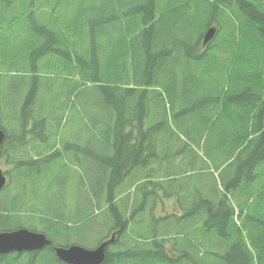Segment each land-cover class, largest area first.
I'll use <instances>...</instances> for the list:
<instances>
[{"label":"trees","instance_id":"trees-1","mask_svg":"<svg viewBox=\"0 0 264 264\" xmlns=\"http://www.w3.org/2000/svg\"><path fill=\"white\" fill-rule=\"evenodd\" d=\"M163 2L178 24L183 11L177 5L185 0ZM235 5L238 10L228 12L230 4L210 0L199 15L217 22L220 36H227L222 46L236 45V70L262 71L255 74L262 80L249 88L257 81L245 74L236 83L241 94L221 87V101H207L206 92L186 89L198 66L187 56L190 48L183 60L164 50L170 39L172 48L184 46L183 28L178 25L175 37L167 27L142 56L160 69L176 61L169 94L182 68L183 105L175 112V100L157 90V76L139 78L126 61L159 21L155 0H0V127L6 135L0 158L14 165L11 185L0 191V232L26 228L62 237L61 246L88 248L90 236L96 245L114 237L104 264H215V245L223 241L225 264H264V187L252 189L264 181V67L255 62L264 60V0ZM197 8L188 23L197 21ZM186 31L189 39L194 30ZM20 32L27 37L20 39ZM113 43L116 53L108 60ZM85 92L94 93L91 112L88 96L79 97ZM185 103L192 125L179 118ZM198 151L215 162L214 170L227 164L218 178L210 169L196 171ZM236 189L237 217L228 199ZM170 199L182 215L157 217L158 204ZM102 220L101 232L92 231ZM53 246L0 256V264H64Z\"/></svg>","mask_w":264,"mask_h":264},{"label":"rangeland","instance_id":"rangeland-1","mask_svg":"<svg viewBox=\"0 0 264 264\" xmlns=\"http://www.w3.org/2000/svg\"><path fill=\"white\" fill-rule=\"evenodd\" d=\"M158 1L160 2V1H175V0H158ZM209 1L210 0H198V8L196 9L198 11V19L195 23H187L182 30L183 32H184V29L186 27H191L192 30H194V34L196 37L199 36L201 33H203V31L206 28L209 16H208V14L204 15L203 11L199 15V10L202 9L204 7L205 3L209 2ZM67 17H70V15ZM157 17H158L159 21L154 25V29L151 32V36L150 35H143L140 38H138L136 45H135V50L131 52L130 56H126V61H127L128 67L130 69H136V65H137L138 71L143 73V74H147L148 72H150L152 70V64H150V65L146 64L147 58H144L142 56V49L144 47L149 46L153 42L154 39H157V37L161 35L160 33H165L166 31H168L167 27L173 28L174 35L178 31L177 20L175 19V17L170 15L169 13H165V10L162 9L161 6H159V8H158ZM183 18L187 19V16H184ZM165 22H167L169 24H166ZM14 27H17V25H15ZM16 36H18L20 39H25L27 37V35L25 33H21V32L18 35L16 33ZM175 37H176V35H175ZM176 39H178V38H176ZM116 49H117V47L114 45V43L112 45H110V50L108 53V60L111 57V55L114 54V52L116 53ZM151 51H155V49H151ZM0 52H1V50H0ZM211 55H212V50L210 49L208 51L207 55H205L204 58L201 59L203 65H209V66H201L200 68L202 70L205 67L218 66V59H216V58L210 59ZM174 62H176V61L173 59H172V61H171V59L168 60V63L170 65L159 69L158 71H160V72L158 74H156V76L159 79V84L157 85V90H159V91L164 90V91L168 92L166 94L168 95L170 101L173 99L175 100V110L174 111L177 112L180 110L179 105L180 104L183 105L181 96L183 94L182 89H184V88L182 87V84H183L182 68H180L176 71L177 87L175 88V90L173 91L172 94H169L168 88L172 86V85H170V82H171L170 73H171V70L173 67L172 64ZM208 73H210V72H206V75ZM211 75L213 77L212 81L210 79H206V81H205L206 85L208 86V91H210L211 87L214 86L212 82H215V81L218 82L219 77L221 76V75H218L217 77H215L212 73H211ZM87 96H88L87 105L90 107L89 109L91 112V109L93 107L94 93L91 92L88 95L85 92L79 97L83 99V98H86ZM177 97H179V100H177ZM81 103H82V101H81ZM179 118L182 119L181 113H180ZM192 118H193V113L188 112L186 115V121L190 125L193 124ZM221 132L222 131L220 129L215 130L214 136L215 137L221 136V134H222ZM198 153H199L200 158H199V160L195 161V163H197V162L199 163L198 168L196 169L197 172L205 171V170L214 168V166H215L214 161L208 160L203 151H198ZM0 170H2L3 172H7L10 170V168L7 167V165L5 164L4 160H0ZM73 182H75V181L71 180V183H73ZM263 186H264V181L262 178H259L256 181V183L253 185V188L260 190V189H262ZM218 192H219L218 194H221V195L225 194V191L223 189L219 190ZM12 194L15 195L16 192H14ZM172 202L173 201H166L164 205L158 204V206L156 207V210H155V215L157 217H161V216L165 217L168 214L173 213L174 212V210H173L174 206L171 204ZM105 218H106V216L103 215V219H105ZM90 226H91V224H90ZM104 226H105V220H102V222L99 226H97L96 224H93L92 231L101 232V229H103ZM90 237H89V241H90L91 245H89V241H88V246L89 247L95 246L97 244V237L96 236H90ZM53 240L56 244L61 245L60 242L63 240V238L62 237L53 238Z\"/></svg>","mask_w":264,"mask_h":264},{"label":"water","instance_id":"water-1","mask_svg":"<svg viewBox=\"0 0 264 264\" xmlns=\"http://www.w3.org/2000/svg\"><path fill=\"white\" fill-rule=\"evenodd\" d=\"M214 34L210 31L206 36L208 42ZM5 135L0 129V145L4 142ZM6 184L5 177L0 173V189ZM109 242L103 243L94 250H88L78 245L70 247H57L56 256L66 264H103L105 260V248ZM51 245V241L42 233H36L27 229H19L13 232H0V256L13 253L35 252Z\"/></svg>","mask_w":264,"mask_h":264},{"label":"flooded vegetation","instance_id":"flooded-vegetation-1","mask_svg":"<svg viewBox=\"0 0 264 264\" xmlns=\"http://www.w3.org/2000/svg\"><path fill=\"white\" fill-rule=\"evenodd\" d=\"M211 26L207 27L206 31L210 28ZM206 31L204 33L201 34V36H199L198 38H193L191 40H188L186 41V43L184 44V50H188V52L192 51L190 54H188L187 56L193 60V61H196L202 57H204L205 55H207L208 51L211 49L212 50V54H217L216 53V46L219 48V45H221V43L225 40V36L220 38L219 41L216 43L215 40L217 39L218 35L214 38L213 42L204 47L203 46V39H204V36L206 34ZM188 34H191L190 32H187ZM194 43L192 47L191 46V43ZM248 42H251L249 40H245V43H248ZM221 47V46H220ZM189 108H187V112H189ZM8 179L11 180L10 176H8ZM229 248V246H227L225 243H222V244H218L216 247H215V252L218 254V258H217V263L218 264H225V262L223 261V259H225L226 257L224 256H221L220 253L223 249L227 250ZM240 250H242L241 248H239ZM238 248H232V251H237Z\"/></svg>","mask_w":264,"mask_h":264},{"label":"bare ground","instance_id":"bare-ground-1","mask_svg":"<svg viewBox=\"0 0 264 264\" xmlns=\"http://www.w3.org/2000/svg\"><path fill=\"white\" fill-rule=\"evenodd\" d=\"M108 87V86H107ZM125 141V140H124ZM127 141V140H126ZM124 145V144H123ZM149 145V144H148ZM124 150V149H123ZM144 151V150H143ZM122 152V151H121ZM135 152V151H134ZM132 155V154H130ZM135 155V154H134ZM123 156V155H122ZM126 156V155H125ZM131 160V159H130ZM127 161V160H126ZM139 162V161H138ZM125 163V162H124ZM129 164V163H128ZM131 166V163L129 164ZM125 167V166H124Z\"/></svg>","mask_w":264,"mask_h":264}]
</instances>
